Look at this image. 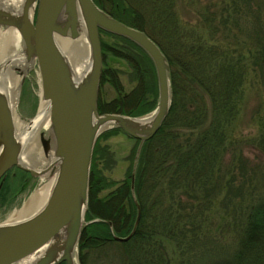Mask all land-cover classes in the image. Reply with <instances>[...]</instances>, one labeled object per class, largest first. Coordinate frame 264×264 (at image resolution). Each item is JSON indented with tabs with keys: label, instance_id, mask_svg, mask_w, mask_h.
<instances>
[{
	"label": "trees",
	"instance_id": "obj_1",
	"mask_svg": "<svg viewBox=\"0 0 264 264\" xmlns=\"http://www.w3.org/2000/svg\"><path fill=\"white\" fill-rule=\"evenodd\" d=\"M93 2L117 21L143 31L159 47L169 64L172 98L160 128L140 149L133 196L132 162L118 186L97 198V192L109 184L92 161L85 215L89 223L79 238V263L189 264L188 257L196 255L207 237L213 201L224 192L225 198L246 203L240 204L233 247L210 264H264V133L241 143L255 150L257 163L251 164L239 152L236 160L223 166L225 155L238 144L226 139L225 129L236 118L248 68L263 72L264 46L243 53L237 47L229 50L209 44V38L222 33L215 24L216 14L210 11L198 13L209 38L189 30L192 39L187 40L177 25L172 0ZM233 5L238 9L236 1ZM113 36L124 42L119 51L133 68L135 84L125 93L116 71L103 68L100 83L107 81L117 96L108 102L97 99V112L144 115L154 108L157 95L153 65L135 44ZM101 47L118 51L105 44ZM94 153L95 149L93 160ZM137 205L140 215L134 233L126 241L115 240L131 232ZM176 253L179 259L174 258Z\"/></svg>",
	"mask_w": 264,
	"mask_h": 264
},
{
	"label": "water",
	"instance_id": "obj_2",
	"mask_svg": "<svg viewBox=\"0 0 264 264\" xmlns=\"http://www.w3.org/2000/svg\"><path fill=\"white\" fill-rule=\"evenodd\" d=\"M79 21L88 43L90 66L83 77L76 79L56 38L76 39L80 34ZM9 27L19 35L25 61L37 65L41 97L49 105L48 136L40 134L39 141L45 155L52 150L56 166L49 172L55 182L44 205L13 224L0 225V264H79L78 242L89 223L84 214L96 139L106 130L119 129L138 141L130 185L133 196V174L140 149L158 131L170 109L169 64L143 31L117 21L93 0H24L19 15L5 9L0 0V28ZM100 31L127 39L151 61L158 93L151 113L132 117L97 112L102 69ZM26 69L20 71L21 75ZM20 154L8 101L0 91V179L11 168L23 170L31 177L45 172L22 165ZM137 210L129 235L115 236V240L126 241L134 233L140 215L138 205ZM30 256L35 258L25 262Z\"/></svg>",
	"mask_w": 264,
	"mask_h": 264
},
{
	"label": "rangeland",
	"instance_id": "obj_3",
	"mask_svg": "<svg viewBox=\"0 0 264 264\" xmlns=\"http://www.w3.org/2000/svg\"><path fill=\"white\" fill-rule=\"evenodd\" d=\"M234 1L239 5L238 9L234 7ZM246 1L248 5L244 6V0H172V5L177 17V25L185 39H192L189 36V30L204 34L209 38L207 30L201 22L202 17L198 13L210 11L216 14L215 24L222 33L218 37L209 38L207 41L209 44L227 46L229 50L237 47L243 53L252 49V53H254L255 49L264 46V0ZM142 7L145 10L146 7L144 5ZM240 15L246 16V18L243 19ZM99 40L100 47L101 44H105L112 50H118L111 52V50H103L101 47V72L103 68L116 71L123 92L128 93L135 81L132 79L133 68L119 51L124 48V42L104 32H99ZM262 68L263 72L257 67H249L244 76L236 118L225 129L226 139L238 144L225 155L223 166L227 165L229 160H236L239 152L242 153V156L248 157L251 164L258 161L255 158L257 155L255 150L250 146L241 147V143L252 139L256 140L264 133V67ZM39 91L40 80L37 65L36 63L28 64V68L20 76L15 98V108L21 119L28 121L35 116L40 101ZM116 96V90L107 81L99 82L97 95L99 101L108 102ZM157 98L158 93L154 100V108L145 114H149L155 109ZM152 99L150 98V100ZM110 130L112 129L102 132L96 139L93 148V151L95 149L94 160L92 152L91 164L93 161L96 171L109 184L97 192V198L106 197L118 186L119 182L125 178L131 162L133 168L138 146L136 140L128 137L122 131L111 132ZM227 177L225 178L227 179ZM39 183V176L31 177L27 172L17 168H11L3 175L0 179V224L9 218L13 211L21 209L24 202L38 188ZM239 183L240 180L234 181L235 185ZM245 203L235 197L225 198L224 192L216 197L207 215L206 225L209 224L208 229L205 226L207 237L204 238V243H200L195 250L196 255L192 254L188 257L189 264H210L214 259L219 258L223 251L233 247L236 224L240 215V204L245 205ZM86 212L84 214L85 221ZM178 257L176 253L174 258L179 259ZM77 260L79 263L78 251Z\"/></svg>",
	"mask_w": 264,
	"mask_h": 264
},
{
	"label": "bare ground",
	"instance_id": "obj_4",
	"mask_svg": "<svg viewBox=\"0 0 264 264\" xmlns=\"http://www.w3.org/2000/svg\"><path fill=\"white\" fill-rule=\"evenodd\" d=\"M24 0H1L5 9L20 14ZM33 7L28 10L31 18ZM79 36L76 39L56 38V44L72 67V73L76 79L81 78L89 68V48L84 34V27L79 21ZM28 68L25 56L21 49L20 38L14 28H0V91L5 95L11 112L14 134L21 146L20 162L22 165L35 169L37 172L45 170L40 177L38 188L24 202L19 210L13 211L9 218L0 225L13 224L40 209L46 202L55 182V176L49 172L52 166H56L52 150L44 154L39 142V135L48 136L49 105L41 97L39 91V105L37 112L30 121L21 119L15 105L17 86L23 69ZM18 71V72H17ZM43 252V251H42ZM41 252V253H42ZM38 252L35 256H38ZM35 256L28 257L26 261H32ZM23 264H27L23 263Z\"/></svg>",
	"mask_w": 264,
	"mask_h": 264
}]
</instances>
